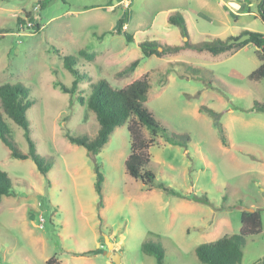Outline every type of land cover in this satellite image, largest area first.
Masks as SVG:
<instances>
[{
    "label": "rangeland",
    "instance_id": "1",
    "mask_svg": "<svg viewBox=\"0 0 264 264\" xmlns=\"http://www.w3.org/2000/svg\"><path fill=\"white\" fill-rule=\"evenodd\" d=\"M261 1L46 0L42 7L43 0H0V85L21 83L28 90L30 136L50 165L45 177L31 160L11 158L0 141V170L11 183V195L0 202V264H113L103 256L105 238L120 264H156L143 251L148 241L162 248L163 264H203L196 247L239 233L243 209L259 211L261 231L246 238L240 264H264V115L252 111L255 102L264 105V79H248L260 65L256 49L143 57L139 47L224 41L243 30L264 36ZM124 13L122 31L131 42L115 33ZM174 14L184 20L186 37L168 23ZM67 56H77L78 72L92 82L103 78L115 89L149 72L146 107L186 142L180 147L156 138L149 148L154 184L162 189L148 191L126 174V125L115 128L96 155L64 138L67 132L92 140L98 129L94 114L76 101L87 97L91 82L72 96L55 88L74 79L62 64ZM134 60L139 63L129 72ZM202 107L218 115L227 147ZM7 125L26 153L23 130ZM95 168L103 178L101 201ZM93 250L98 254L80 256Z\"/></svg>",
    "mask_w": 264,
    "mask_h": 264
},
{
    "label": "trees",
    "instance_id": "2",
    "mask_svg": "<svg viewBox=\"0 0 264 264\" xmlns=\"http://www.w3.org/2000/svg\"><path fill=\"white\" fill-rule=\"evenodd\" d=\"M46 0H43L41 6ZM258 18L264 24V1L258 4ZM170 25L177 27L183 37H186L187 30L184 20L177 14L167 18ZM127 22L126 13L117 21L115 33L123 34L127 42L132 38L129 34L122 31ZM36 27H38L36 25ZM241 35H248L249 39L238 45H227L232 37L226 40L206 41L199 44H192L186 39L182 46L160 45L159 42L150 41L142 42L139 47L143 57L157 56L165 53H177L182 49H191L197 52H207L213 56L231 51L234 48L250 44L256 49V56L260 61L259 67L254 70L248 79L251 81H260L264 79V36L251 33L249 31L241 32ZM237 38V37H236ZM161 48V53L159 52ZM78 55H84L80 50ZM92 59V55H87ZM80 60L77 56H67L63 58V67L73 76L70 87L56 82L55 88H58L64 94L75 95L78 91L83 90L82 83L91 82L87 97L78 95L76 101L79 105L84 106L88 111L94 114L98 124L96 136L88 140L86 136L73 137L69 133H64V138L71 144L83 147L90 155H96L108 142L110 135L117 127L127 126L130 138V152L124 161L126 174L139 181L146 190L161 188L154 184V174L150 169L149 148L155 143L156 138H161L167 144L185 147L184 140L169 131L158 121L151 111L148 110L145 103L148 98L150 88L149 72L144 74L140 79L120 88H113L108 81L98 78L92 82L88 75L78 72V63ZM139 61H132L127 70L133 71ZM186 69L190 67L183 64ZM163 83V85L166 83ZM28 90L21 83H5L0 85V141L9 150V155L13 159L31 160L37 171L47 177L50 165H44L43 159L36 153L35 144L30 136L28 119L26 112L32 104L28 99ZM200 111L207 113L213 120V124L218 132L220 142L223 146H228L229 141L225 135L222 125L218 121V115L207 107H202ZM253 112L264 115V105L255 102L252 108ZM7 121H11L23 130V136L27 143V152H20L10 137ZM146 129L150 137H145L142 133ZM96 171L95 192L101 201V184L102 176L98 169ZM11 195V183L6 174L0 170V202L3 197ZM101 205V203H100ZM241 229L239 233L224 236L209 244H201L196 247L195 255L203 264H240L243 256L242 248L246 243L248 236L257 235L261 231V218L258 210L253 212L241 211L240 214ZM143 251L152 255L156 264H163V251L160 245L151 241L143 244ZM98 250L80 253V256H90L98 254ZM45 264H55L53 259H49Z\"/></svg>",
    "mask_w": 264,
    "mask_h": 264
},
{
    "label": "water",
    "instance_id": "3",
    "mask_svg": "<svg viewBox=\"0 0 264 264\" xmlns=\"http://www.w3.org/2000/svg\"><path fill=\"white\" fill-rule=\"evenodd\" d=\"M248 39H249L248 35H241V36H238L237 38H233L229 40L227 42V45L242 44L246 42ZM242 211L253 212V209H243ZM105 244H106L107 250L103 251V256H105L106 258H109L113 264H120V254L115 251L112 252L110 250L111 244L107 238H105Z\"/></svg>",
    "mask_w": 264,
    "mask_h": 264
},
{
    "label": "crops",
    "instance_id": "4",
    "mask_svg": "<svg viewBox=\"0 0 264 264\" xmlns=\"http://www.w3.org/2000/svg\"><path fill=\"white\" fill-rule=\"evenodd\" d=\"M122 1L124 2L125 5H127L126 2H125L126 0H122ZM124 28H125V26H124ZM125 30H126V28H125ZM243 31H247V30H243ZM243 31H242V32H243ZM232 38H233V37H232ZM227 52H228V51H227ZM224 53H226V52H224Z\"/></svg>",
    "mask_w": 264,
    "mask_h": 264
}]
</instances>
